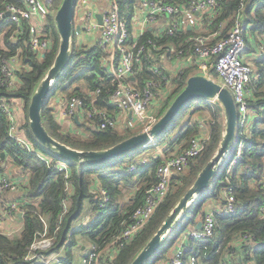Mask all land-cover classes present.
Here are the masks:
<instances>
[{
	"label": "trees",
	"instance_id": "16d2710c",
	"mask_svg": "<svg viewBox=\"0 0 264 264\" xmlns=\"http://www.w3.org/2000/svg\"><path fill=\"white\" fill-rule=\"evenodd\" d=\"M165 1L182 7L196 0ZM61 2L62 0H51L49 13L44 20L42 30L51 40V45L44 56V52L37 53L30 46L31 21L24 19L17 24L10 18L0 20V98L14 103L21 101L22 115L18 117V131L33 146L32 150L27 149L10 133L8 115L0 107V163L12 161L23 172L29 173L28 182L23 187L25 193L20 198L24 211V225L19 234L8 235L0 232V264H43L27 258L30 256L32 244L42 233L54 239V244L44 251L45 253L61 249L69 238L71 244L65 246L67 257L64 261L72 259L69 248L74 244L77 234L91 239L99 249L107 246L132 222L135 209L146 199V190L156 181L157 165L163 161L161 154L152 155L145 163L141 162L144 156L135 155L149 147L155 149L161 147L166 157L181 154L191 145L193 138L201 137V128L207 123L210 134L203 140V149L190 160L186 171L182 169L175 173L167 196L150 221L133 238L120 246L113 257L106 259L108 264H130L216 151L222 136L223 115L212 101L204 98L195 99L183 107L155 143L141 146L113 161L98 165L78 164L50 151L36 139L30 129L28 106L35 88L52 65L58 50L59 35L54 15ZM10 3L24 5V0H0L2 7ZM127 4L123 7V13L133 31L139 0H129ZM238 20L255 39L262 35L264 0H223L197 14V23L203 26L201 29L185 27L179 28L174 34H169L166 28L158 33L146 28L136 38L139 43H148L149 40L155 43V46L150 45L149 57L144 58L136 79L140 85L152 79L161 81L162 92H166L167 96L154 113L157 118L184 88L188 77L201 72L199 65L185 67L178 74L168 77L172 88L167 89L164 85L166 83L164 75L168 74L161 60V53L166 52L171 56L173 51L176 54L183 51V57L195 56L198 36H205L209 38L210 43H215L226 36ZM213 33L215 35H212ZM78 35L80 34H75L74 37L71 60L46 101L43 119L51 134L62 142L79 149H102L137 133L143 127L139 126L138 129L128 127L124 131L115 127L100 128V116L97 111L105 110L115 116L119 111L106 93L107 89L113 88L111 72L105 63L108 51L100 44L84 46L78 43ZM133 36L134 34H131V40L134 39ZM254 42L246 36L245 53L253 47ZM13 57L17 58L13 65V75L7 77L3 72V66ZM262 64L263 57L260 56L257 61L259 75L257 77L254 75L249 83L252 93L249 102L255 114L245 129L246 139L242 154L235 162L234 157L237 153L236 149L232 150L221 177L202 194L223 204V194L227 187L231 186L237 210L228 215L216 214V230L212 236L204 239L191 238L188 241L186 254L201 253L206 256L207 264H264V216L260 210L264 203ZM155 67L160 69L159 73L153 71L152 68ZM214 72L212 67L211 73ZM215 75L218 77L217 73ZM73 96H78L84 101L81 108L83 112L77 113L79 121L74 117L68 118L74 127L58 120L57 117V110L60 109L63 116V107ZM51 98H59L60 102L51 103ZM193 102L199 103L196 109H201L202 112L206 109L209 111L208 118L188 119L181 124L183 117L190 112ZM90 111L92 116L86 113ZM177 127L179 129L175 133ZM2 151L5 152V157L1 156ZM45 156L48 157V161ZM61 162L67 165L66 169L57 167ZM133 163H137V169L130 170ZM5 164L0 165V171H4ZM125 186H137L134 199L130 202L124 200ZM103 190L107 192V201L104 199ZM201 196L190 206L148 264L156 259H159L158 264H164L184 231L194 228L209 212V209H203ZM87 199H90L92 204L93 218L90 222L79 223L84 215ZM240 255L241 263L238 258Z\"/></svg>",
	"mask_w": 264,
	"mask_h": 264
},
{
	"label": "built area",
	"instance_id": "2783aa9c",
	"mask_svg": "<svg viewBox=\"0 0 264 264\" xmlns=\"http://www.w3.org/2000/svg\"><path fill=\"white\" fill-rule=\"evenodd\" d=\"M223 0H196L187 6H177L165 0H139V4L144 7V14L141 16V33L148 24L156 22L161 17H165L168 24L166 30L169 34H174L179 28H185L197 23V14L208 7H213ZM107 7L102 11L103 24L97 19L98 11L92 6L90 0H78L76 23L81 24V34L83 31L91 33L98 44L108 51L105 63L111 72L113 88L107 89L111 102L116 104L120 111H129L131 114L128 119L129 127H135L136 121L143 128L154 123L158 118L151 110L155 103L164 100L162 93V84L159 80H149L144 85H140L136 79V74L142 68L144 58L149 57L150 45L155 43H139L138 36H133L128 20L123 13V7L128 5L129 0H105ZM51 0H24V5L15 3L0 5V20L10 18L12 21L20 24L24 19L31 21L29 27L30 46L37 52H45L51 45V40L43 32L45 17L49 13ZM127 7V6H126ZM80 17H79V15ZM77 17L78 21H77ZM137 19V16L135 17ZM34 21V22H32ZM137 21V20H136ZM96 32V33H95ZM246 35L247 28L241 22L237 21L226 36L215 43H210L209 38L198 36L196 41L198 45L195 53L200 60V68L204 73L212 75L211 68L218 75V79L227 86L233 93L239 113L236 146V155L234 161L241 156L245 147V129L249 121L255 114L250 107L249 83L253 76L259 75L253 64L246 59ZM258 54L263 57L264 65V33L258 43ZM183 51L178 54L173 51L171 58L183 56ZM188 57V56H187ZM17 61L13 57L9 63L3 66V72L7 77L13 75V65ZM154 72L159 73L158 67L152 68ZM134 77V78H132ZM13 79V78H12ZM166 83L168 76L164 75ZM13 81V80H12ZM84 105L82 98L73 96L67 100L63 109V116L67 118L74 117ZM0 107L8 115L10 133L16 137L27 149L32 150V144L22 136L18 131V118L15 109V103L5 98H0ZM83 112V111H81ZM92 116V111L86 112ZM100 116V128L115 127L117 117L109 114L107 111H97ZM157 118V119H156ZM205 138L195 137L191 140V145L181 154L163 157V161L157 165L156 181L146 190V199L142 205L137 207L133 213V220L125 229L113 239L107 246L99 249L94 246L83 259V264H104L105 249L113 254L127 240H130L139 232L152 218L157 208L162 204L167 196L172 184L173 176L178 171L186 168L190 160L197 156L204 147ZM48 161V157L45 156ZM145 163V159H141ZM59 169H66L65 163L57 165ZM137 169V163L130 166V170ZM23 184V180L13 179L5 171H0V218L12 213H24L21 202L18 200L2 201V195L7 191H17ZM105 201L108 200L107 192L103 190ZM223 207L212 209L205 214L202 219V226L199 228H188L184 231L175 245V248L164 264H207L206 256L201 253L186 254L188 241L191 238L204 239L212 236L216 230V214L228 215L237 210L236 198L231 186H228L223 194ZM261 214L264 216V203L261 205ZM54 239L41 234L32 244L30 256L28 259H35L43 264H62L63 260L57 251H44L51 248ZM115 247V249H113ZM117 247V248H116ZM107 264V263H106Z\"/></svg>",
	"mask_w": 264,
	"mask_h": 264
},
{
	"label": "water",
	"instance_id": "95a60500",
	"mask_svg": "<svg viewBox=\"0 0 264 264\" xmlns=\"http://www.w3.org/2000/svg\"><path fill=\"white\" fill-rule=\"evenodd\" d=\"M78 0H62L54 15L55 25L59 35V45L52 65L42 77L28 106L29 126L42 145L50 151L64 157L66 160L85 165H98L127 154L141 146H146L156 140L168 129L185 105L199 98L212 101L223 115V130L220 143L203 168L198 173L193 184L179 198L168 212L160 226L139 250L130 264H148L174 228L180 223L190 206L213 183L219 168L232 153L237 137L239 113L232 91L213 76L198 72L188 77L184 88L176 95L166 111L151 125L137 133L102 149H79L72 147L51 134L44 123L43 111L47 99L55 84L65 72L73 53L75 34L81 32V24L76 23ZM97 19L103 24L102 13H97ZM191 28V25L188 26ZM45 52L43 53V56ZM134 78V77H132ZM79 121V115L74 116ZM5 157V152H1ZM226 165V164H225ZM225 167V166H224ZM202 226V220L197 227ZM242 260V257H240Z\"/></svg>",
	"mask_w": 264,
	"mask_h": 264
},
{
	"label": "crops",
	"instance_id": "0c3cea01",
	"mask_svg": "<svg viewBox=\"0 0 264 264\" xmlns=\"http://www.w3.org/2000/svg\"><path fill=\"white\" fill-rule=\"evenodd\" d=\"M92 2H91L92 6H94L95 9L98 12H100V13H102L103 9H105L107 7V3L105 2V0H92ZM144 12H145L144 7L141 4H139V8H138L137 15H136L137 19L134 18V21H133V34L135 36H138V35L141 34V31H142L141 29L142 28H141V24L138 21H140L141 16L144 14ZM76 16H77V13H76ZM79 17H80V15H79ZM79 17H77V21H78ZM167 24H168V22L165 19V17L163 16L160 19H158L156 22L148 24L146 26V28L153 29L154 31H156L158 33V32H160V30H163L164 28H166ZM202 27H203L202 24L196 23V24L193 25V27H191V29H201ZM212 35H215V33H213ZM262 35L257 36L256 39H255L254 35H252V33H250V32H248L247 35H246L249 39L255 41L253 43V47H251L249 50L246 51V59L249 60L252 64H254L255 70H257V68H258L257 61H259V59H260L257 47H258L259 41L262 38ZM78 43L83 44L84 46H93L95 44H98L97 39L91 33H87L85 31H83L80 35H78ZM161 60H162V62L164 64V68L166 69L167 74H168L166 76H168L170 78H171L172 75L178 74L183 68L188 67L190 65H193V66L194 65L195 66L199 65V67H200V60H199V58L196 55L195 56L194 55L193 56H189V57L181 56L179 58H176V57L171 58L170 56H168V54L166 52H162L161 53ZM170 66H171V69H169ZM173 68H175V69L178 68L179 69L178 72L174 73L175 69H173ZM201 72L204 73V71H202V70H201ZM166 85H165V87L167 88L168 86H166ZM249 91H250L249 95L251 96L252 93H251V89L250 88H249ZM162 93H163V95L166 98V96H167L166 92H162ZM54 101L55 102H60V99L59 98H55ZM160 103H161V101L158 100L155 103V105H154L155 107L151 111L155 113L156 110L158 109V105H160ZM15 106H18V108H16V113H17V118L18 117L20 118L21 115H22V103H21V101H19V100L15 101ZM130 116H131V114L129 113V111L126 112V111H120L119 110L117 112V114H116L117 124L120 123L119 124L120 128H118V129H122V128H126L127 129V127H129L128 119L130 118ZM57 117H58V120L66 122V123H69L68 118L67 117L65 118V117L62 116V112H61L60 109L57 110ZM204 125H208V124L204 123L203 126ZM70 126H73V124L70 123ZM209 134H210V132H209ZM209 134L205 138H208ZM157 154H161L162 156H164L163 153H162V148L161 147H157L156 149H154V153L152 155L156 156ZM148 159H149V157H148ZM4 164L5 163H2V162L0 163V165H4ZM5 165H6V167H5L4 171L6 173L10 174L13 177V179H17V180L21 179V180H23V184L17 191H7V192H5L2 195V201H5V202L12 201V200L20 201V198H22V196L25 193L23 187L28 182L29 173L28 172H23L21 170V168L18 167L17 165H15L12 161L7 162ZM136 190H137V186H134V187L125 186L123 188L124 200H126L127 202H130L131 200H133L134 196L136 194ZM222 207H223V204L218 203L216 200H210V206L208 207V209L210 211L212 209L222 208ZM92 218H93V212H92V204H91V201H90V204L87 207V210L84 213V215L81 218V220L79 221V223L90 222L92 220ZM23 225H24V218H23V214H21L20 212L12 213L11 215H7L5 217H1L0 218V232L6 233L8 235L19 234L21 232L22 228H23ZM71 241L73 242V240H71ZM73 243L74 244L72 246H70V248H69L70 251H71V258H72L69 261H64V258L67 257L66 256L67 253H66V247L65 246L67 244L68 245L71 244L69 238L66 240L65 246H63L61 249L57 250V252L59 253V256L63 260L62 264H83V259L90 252V250L95 246L91 239L87 238L86 236L80 235V234H77L75 236V239H74ZM69 249H67V251ZM77 253H78V256L80 258L79 263H75L74 262L75 255ZM103 254H104V256H103L104 260H106L108 257H111V255L113 253L109 252L108 249L107 250L105 249ZM240 257H241V255L238 257L239 260H240ZM240 263H241V260H240Z\"/></svg>",
	"mask_w": 264,
	"mask_h": 264
},
{
	"label": "rangeland",
	"instance_id": "374dc122",
	"mask_svg": "<svg viewBox=\"0 0 264 264\" xmlns=\"http://www.w3.org/2000/svg\"><path fill=\"white\" fill-rule=\"evenodd\" d=\"M90 2H92V0H90ZM93 3V2H92ZM96 33V32H95ZM253 66H254V64H253ZM175 67V66H174ZM254 68H255V66H254ZM169 69H171V66L169 67ZM173 69H175V68H173ZM178 68L177 69H175L174 70V73H176V72H178ZM171 73V72H170ZM216 73L214 72L213 74H212V76L214 77V78H216V79H218V77H216V75H215ZM220 79V78H219ZM83 86H84V83L82 84ZM166 86H168L167 88H169V89H171L172 88V85H171V83H170V80L167 82V85ZM54 97V96H53ZM50 102L51 103H53L54 102V98H51V100H50ZM199 105V103L198 102H193V104L191 105V109H190V112L185 116V117H183V119H182V121H181V124H184L188 119H191V120H193V119H199V117H204V118H208V115H209V111L206 109V110H204L203 112H202V110L201 109H196L197 108V106ZM169 107V106H168ZM16 108H18V106H15V109ZM203 108V107H202ZM167 109V108H166ZM166 109H165V111H166ZM164 111V112H165ZM154 117H155V115H153ZM157 119V118H156ZM68 120H71V119H68ZM70 122V121H69ZM72 123V122H71ZM70 124V123H69ZM120 124V123H119ZM119 124H117L116 126H115V128H120V125ZM141 124L139 123V122H137L136 121V126L135 127H133V129H138V127L140 126ZM128 128V127H127ZM179 129V127H177V129H175V133L177 132V130ZM120 131H124V130H126V128H122V129H119ZM209 132H210V127L208 126V125H204L202 128H201V132H200V136L202 137V138H205L206 136H208V134H209ZM235 147H236V143L234 144V149H235ZM154 147H149V148H146L145 150H142V152L141 153H137L135 156L136 157H141V156H144L143 158H142V160L143 159H145L146 161H148L149 159H148V157H151V155L154 153ZM166 157V156H165ZM230 157V156H229ZM229 157L227 158V159H229ZM227 159H226V161H227ZM226 161H225V163L223 164V165H221L220 166V168H219V171H218V173H217V175L215 176V178H214V180H213V185H215L216 184V182L218 181V179L221 177V175H222V172L224 171V166H225V164H226ZM232 167V166H231ZM9 168V167H8ZM184 170L186 171V168H184ZM11 171V170H10ZM202 198H201V200L203 201V209H208V207L210 206V199L208 198V195H202L201 196ZM89 204H90V199H87V200H85V207H84V213L86 212V210H87V207L89 206ZM79 251V250H78ZM79 261H80V258H79V256H78V253L75 255V260H74V262L75 263H79ZM159 263V259H156V260H154L153 262H151V263H149V264H158ZM104 264H106V263H104Z\"/></svg>",
	"mask_w": 264,
	"mask_h": 264
},
{
	"label": "clouds",
	"instance_id": "9594fccd",
	"mask_svg": "<svg viewBox=\"0 0 264 264\" xmlns=\"http://www.w3.org/2000/svg\"><path fill=\"white\" fill-rule=\"evenodd\" d=\"M153 143H155V142H153ZM235 143H236V146H237V137H236ZM235 143H234V144H235ZM235 149H236V147H235ZM233 150H234V147H233ZM196 226H197V225H196Z\"/></svg>",
	"mask_w": 264,
	"mask_h": 264
}]
</instances>
